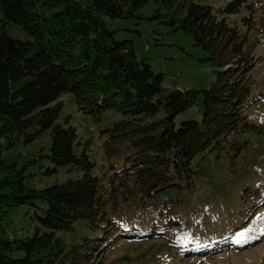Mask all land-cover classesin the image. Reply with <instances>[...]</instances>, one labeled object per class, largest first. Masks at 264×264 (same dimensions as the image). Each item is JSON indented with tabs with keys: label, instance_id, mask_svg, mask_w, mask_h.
<instances>
[{
	"label": "trees",
	"instance_id": "16d2710c",
	"mask_svg": "<svg viewBox=\"0 0 264 264\" xmlns=\"http://www.w3.org/2000/svg\"><path fill=\"white\" fill-rule=\"evenodd\" d=\"M150 1L0 0V264H113L111 251L125 240L169 241L180 253L193 246L212 257L264 214V184L246 181L257 160L252 136L264 135L246 113L264 99L255 79L264 65V0H232L218 13L201 0H155L154 17L205 53L213 80L191 89L164 87V73L107 24L142 17ZM243 9L241 23H229ZM12 22L31 39L10 35ZM69 93L104 139L102 161L92 152L94 136L83 139L69 118L58 122ZM200 102V120L177 122ZM46 130L47 153L23 167L4 159L17 141L30 144ZM38 160L52 165L49 175L78 176L30 188L26 170ZM216 187L221 200L213 203L222 209L199 208ZM23 208L35 212L31 235L9 228V215Z\"/></svg>",
	"mask_w": 264,
	"mask_h": 264
},
{
	"label": "rangeland",
	"instance_id": "374dc122",
	"mask_svg": "<svg viewBox=\"0 0 264 264\" xmlns=\"http://www.w3.org/2000/svg\"><path fill=\"white\" fill-rule=\"evenodd\" d=\"M82 4H91L93 0H77ZM202 3L208 4L214 7L216 13L219 12L228 2L232 0H201ZM253 1V0H249ZM160 3L155 0L150 1L140 10L142 17H134L129 19L107 20L108 26L116 30V36L119 39H130L134 42L137 55L142 58L148 59L149 63L157 72L164 73V87L168 89H191V88H208L213 80V75L209 65L202 60L205 57L204 51L196 46L192 37L186 34L183 30H177L174 26L165 23V18H156L154 14L159 8ZM245 13V9L241 10L238 14H232L229 16V23L235 22L241 23V17ZM2 15L0 13V27L2 25ZM8 33L13 37L21 40L31 39L30 35L19 24L12 22L8 25ZM263 48L260 46V50ZM257 71L255 79L258 81L259 86L264 89V65ZM64 107L61 111V116L58 122L64 123L66 118H69L71 124L76 126L80 136L83 139L91 138L94 136V144L92 152L95 153V157L102 161L103 157V140L99 136L97 126L89 115L85 114L83 110L77 107L74 100V95L64 94L63 96ZM203 104L202 102L192 106L188 110L182 112L177 117V122L187 119L202 118ZM246 113L250 116H254L257 123L264 126V99H261L255 106L247 108ZM162 114L158 115L160 117ZM97 125V124H96ZM33 131V129H32ZM254 149L256 150L257 160L252 163V169L249 177L254 179H247L250 184H257L256 182L264 184V169L259 168L264 165V135H253ZM51 146L50 130L41 132L37 138L30 144L25 145L23 140L17 141L15 146L10 150L4 151V159L13 163L16 162L19 167H23L30 160L39 155L40 153H47ZM212 168L216 169L217 162L211 156ZM52 166L46 160H38L34 164H31L26 170L29 175L27 179V186L34 189H42L44 187L51 186L55 183H61L68 178H75L77 173H70L68 171H61L53 175L47 174V167ZM247 166H243V172ZM248 171V170H247ZM223 174L222 171H216V173ZM248 172V173H249ZM258 173V174H257ZM246 175V176H247ZM232 176L227 175L222 181L230 179ZM245 177L240 182L245 181ZM218 186V182H214ZM210 185V184H209ZM217 188V187H216ZM212 188L207 189L209 192ZM213 190V189H212ZM218 192H213L214 197L217 200L206 199L199 201V208L205 207L209 204L211 208H214L216 212L222 209V205L215 201L221 200V191L217 188ZM206 194L204 191L200 196L203 197ZM254 208H251V211ZM29 209L23 208L15 211L12 215H9L8 219L11 222L10 229H19L20 232L24 231L26 234H32L36 222L33 221L31 216H35V212L31 211L28 214ZM256 211V210H255ZM254 211V212H255ZM248 220L245 225L246 229H253V232L248 233L251 236L258 237L251 240L250 246L246 249H240L238 252L232 249L235 246L246 242L245 237H238L234 239L235 246L231 249H220L216 255L205 254L202 252V248L194 249L193 246L187 247L185 253H180L179 249L172 246L174 242L167 241L162 243L160 241H145V242H131L122 241L117 245L110 253L109 260L113 264H264V214L259 218ZM245 230V229H244ZM244 230H240V233ZM237 233H234V237H237ZM189 237L188 234L185 237ZM227 234H222L220 239L227 238ZM202 236L196 237V242L201 239ZM206 238V237H205ZM219 239V240H220ZM186 240V239H185ZM239 240V243L237 242ZM188 242V241H187ZM206 244V243H205ZM203 246V245H199ZM207 247V245H204ZM211 251V247L204 250ZM192 255V256H191ZM196 255V256H195Z\"/></svg>",
	"mask_w": 264,
	"mask_h": 264
},
{
	"label": "snow or ice",
	"instance_id": "6c2138e0",
	"mask_svg": "<svg viewBox=\"0 0 264 264\" xmlns=\"http://www.w3.org/2000/svg\"><path fill=\"white\" fill-rule=\"evenodd\" d=\"M253 231L254 230L251 229V228L245 229L244 231H242L240 233H237V237H245L246 238V242H247V240L257 239L258 237H256V236H251V237L248 236V233L253 232ZM262 232H264V230H262ZM237 242L239 243V240H237Z\"/></svg>",
	"mask_w": 264,
	"mask_h": 264
}]
</instances>
